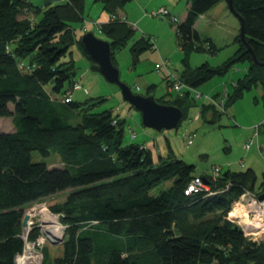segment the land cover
<instances>
[{
  "label": "trees",
  "instance_id": "trees-1",
  "mask_svg": "<svg viewBox=\"0 0 264 264\" xmlns=\"http://www.w3.org/2000/svg\"><path fill=\"white\" fill-rule=\"evenodd\" d=\"M44 1L37 7L28 0H0V118L12 124L9 132L0 133V264H14L23 250L25 207L67 191L63 203L50 207L63 215L66 238L60 255L45 264H264V242L252 241L227 218L244 191L264 194V178L255 192L251 169H225L215 181L208 177L214 195H186L189 182L201 175L195 167L174 159L170 149L155 163L145 146L125 144V121L111 110L97 112L103 99L89 97L75 81L71 47L78 44L91 64L73 27L83 21L84 0ZM132 1L94 0L110 17L99 33L110 43L114 65V53L125 47L133 65L141 54L155 50L150 37L134 40L135 29L117 18ZM220 1L187 0L185 17L175 29L183 52L177 78L197 89L244 63L245 73L231 83L225 108L256 87L262 94L255 103L264 107V0H232L243 19L247 47L238 35L233 42L238 49L221 65L189 64L190 50L216 52L193 26ZM156 65L168 90L156 101L179 107L184 119L195 100L188 92L167 99L173 94L171 83L167 71ZM152 90L149 86L146 95ZM76 92L88 97L74 100ZM198 110L209 123L219 116L210 104ZM33 152L42 157L55 153L60 165L35 163ZM169 181L168 188L156 192ZM35 238L31 233L29 239Z\"/></svg>",
  "mask_w": 264,
  "mask_h": 264
},
{
  "label": "rangeland",
  "instance_id": "rangeland-1",
  "mask_svg": "<svg viewBox=\"0 0 264 264\" xmlns=\"http://www.w3.org/2000/svg\"><path fill=\"white\" fill-rule=\"evenodd\" d=\"M28 1L37 7H42L45 4L44 0ZM59 1L63 2V0ZM146 1L140 0L141 8H138L137 2L133 0L123 8L125 9L124 15H126L129 24L136 23V25H132V28L135 29L134 40L141 36L150 37L154 42L155 50L141 54L138 63L135 65L132 64L128 47L115 52L113 58L120 73V80L128 85L133 93L146 96L147 88L153 86L149 95H153L156 99L165 96L168 90L164 76L155 70V65L160 63L161 59H167L168 71L176 77L180 76L183 70L181 64L183 52L180 49L175 29L181 23L184 0L182 3H178L179 0H149L150 4L145 5ZM159 8L168 10L171 16L176 17L178 23L173 24L165 18L152 16ZM142 15H147V18H143L139 22ZM231 17L233 16L231 15ZM108 19L109 15L103 11L99 3H95L94 0H84L83 21L73 24L76 32L75 38L79 40L85 32H92L97 38L104 39L95 25L105 24ZM230 19H234V27L224 21V26L220 25L214 30V40L218 48L214 55L190 50L188 59L191 67L196 68L204 63L216 67L230 58L238 49V44H234L233 40L239 34V21L236 18ZM71 52L76 68L75 81L86 88L89 97L103 99L96 111L111 110L113 114L119 115L125 121L123 126L125 144L135 143L145 146L151 152L155 163H158L160 157L165 158L170 149L174 159L193 165L196 174L210 175L214 166H219L222 171L227 169V166L232 171L251 169L256 175L255 192L260 190L259 187L264 178V107L261 103H255V99L258 100L261 96L258 89L253 88L244 93L243 97L227 107L224 113L217 112L219 116L215 118L213 123L202 118H199L198 121H192L197 115L200 105L207 103L202 100L190 101L191 106L187 108L186 116L177 128L158 133L142 126L139 113L122 100L117 86L105 82L100 75L90 70V63L81 54L78 44L71 47ZM68 59L69 57H67ZM245 67L246 64L237 63L224 76L212 78L198 87L197 91L211 97L220 95L224 89L230 91L231 83L244 75ZM88 96L82 92H76L73 94V99L83 100ZM173 97L174 93L167 96V99ZM11 127L10 119L0 118V133L9 132ZM255 127L258 129L256 130ZM186 131L195 134L191 145H186V137H183ZM248 144L250 146L247 148L246 145ZM32 161L44 163L49 167L60 165L55 153H51L48 157H42L37 152H33ZM170 184V181L162 184L155 188L156 192L168 188ZM68 193V191L59 193L25 207L24 215L31 212L32 222L35 223V226H31L33 228L28 236L31 233H35L36 236L39 234L41 224L39 212L46 209L55 214L50 207L63 203ZM57 216L58 222L64 227L62 240L55 244L46 241L38 244V246L34 245L33 249L40 258V264L51 263L52 259L61 253V245L66 238L67 225L62 222L63 215ZM232 222L235 224V220ZM22 231H24V227H22ZM249 237H252L253 241L264 242L263 233ZM30 243L32 241L28 240L27 244Z\"/></svg>",
  "mask_w": 264,
  "mask_h": 264
},
{
  "label": "built area",
  "instance_id": "built-area-1",
  "mask_svg": "<svg viewBox=\"0 0 264 264\" xmlns=\"http://www.w3.org/2000/svg\"><path fill=\"white\" fill-rule=\"evenodd\" d=\"M66 1L67 0H63V2H66ZM152 16L157 17V18H165L170 23H173V24L178 23L176 17L171 16V14L165 8H159L155 13L152 14ZM95 26H96L97 30L99 31L101 26L100 25H95ZM167 62H168L167 60L161 61L160 65H156V67L158 69L164 68L167 71L168 80L171 83L170 84V91L175 93L176 96H178V97H182V96H184V94L186 92H188L190 97L193 98L195 101L202 100V101L206 102L207 104L212 105L218 112H220V113L225 112V110H226L225 102H226L229 91L224 89L223 92L220 95H217L216 97L203 95V94L199 93L197 91V89L189 88L179 78H177V77L173 76L171 73H169V71L167 69V64H168ZM76 89H78V86H76ZM199 116H200V114L198 112L192 121H198ZM255 129L257 130L258 127H255ZM256 134H257V132L255 133V135ZM194 136H195L194 133H191L188 131H186L184 133L183 137H186V145L192 144V140H193ZM249 146H250V144L246 145L247 148ZM240 166L242 167L241 163H240ZM227 167L229 168V166H227ZM221 172H222V170L219 166H214L211 169L210 175L201 174V175L195 176L187 185V187L185 189V194L189 195L191 193H197L200 191H205L209 195H214L215 192L210 191V186L207 183L208 177L212 181H215L216 178H218V176L221 174ZM204 176H206V178H204ZM233 209H235V211L239 212L238 213L239 217L235 218V224H237L239 226V228L241 229V231L243 232V234L246 237H248L252 240V237H249V236H256V235L261 234V233L264 234V199L259 200V194H256V193L249 191V190L244 191L240 195V197L233 203L231 210H233ZM42 211H46V212L50 213L46 209L42 210ZM229 213H228L227 218H228V220L232 221L233 219H231L229 217ZM28 214H30V216H28ZM50 214L57 216V215L52 214V213H50ZM25 215H27V217H28L27 223H28V221H30V229L28 232H25V227H26L25 226L24 231H22V233L20 235L24 246H23L22 252L15 255L14 264L18 263V261L20 260V256L24 253V249H25L26 245H28L27 242H28V240H30L29 236L31 234L29 236H28V234L31 231V229L33 228L31 226L35 224L34 222H32L31 212H27V214H25ZM243 220L246 222L245 224L242 223ZM40 222H41V220H40ZM40 226H41V224H40ZM40 226H39V228H40ZM256 227H258V228H256ZM250 228H256L258 233L255 235H252ZM63 231H64V227H63ZM37 236L34 240H30V241H32V243H30L29 245L32 246L31 249L34 252V255L37 259V264H40V258L38 256V254L33 249L34 245L38 246V244L46 242V241L55 244L57 241H60L62 239L58 240V239H52L50 237H47L46 234L41 230V228H40L39 234Z\"/></svg>",
  "mask_w": 264,
  "mask_h": 264
},
{
  "label": "water",
  "instance_id": "water-1",
  "mask_svg": "<svg viewBox=\"0 0 264 264\" xmlns=\"http://www.w3.org/2000/svg\"><path fill=\"white\" fill-rule=\"evenodd\" d=\"M232 15L239 21V38L244 41L243 19L235 12L232 0H225ZM79 43L88 59L91 61L90 70L100 75L105 82L115 85L120 91L122 100L140 115L144 128L158 133L177 128L183 119L181 109L175 105L162 104L156 101L153 95H139L132 92L131 88L120 80V73L112 62V49L107 40L97 38L92 32H85ZM247 47V46H246ZM253 62L257 63L255 58ZM205 180V179H204ZM264 199V194L259 195V200ZM28 217L23 216L22 227L27 225Z\"/></svg>",
  "mask_w": 264,
  "mask_h": 264
},
{
  "label": "crops",
  "instance_id": "crops-1",
  "mask_svg": "<svg viewBox=\"0 0 264 264\" xmlns=\"http://www.w3.org/2000/svg\"><path fill=\"white\" fill-rule=\"evenodd\" d=\"M182 1L183 0H179L178 3H182ZM53 2H60V1L59 0H53ZM135 2H137L136 6L138 8H141L139 5L140 0H135ZM44 3H46V2L44 1ZM183 3H184V8H183V13L181 14V18H180L181 22L183 21V19L185 17L187 7H188L187 0H184ZM144 4L149 5L150 4L149 0H147ZM124 10L125 9L118 11L117 18L125 20L129 24V22L126 19V15H124ZM231 15L232 14L228 9L225 0H222L217 5H215L212 9H210L207 13L199 16L195 21L193 29L199 35V37L202 41L203 40H209L211 42V45L214 47V49L216 51H218L217 50L218 48L216 47L215 40H214V30L219 28L220 25L224 26V24H225L224 21L230 23L231 26L234 27L235 21H233L234 19H230V18H236V17L234 15H232L233 17H231ZM146 16L147 15H142V17L139 18V22L143 18H147ZM109 20H110V17H109L107 22H109ZM220 22H221V24H219ZM129 25H131V24H129ZM132 25H136V23L135 24L133 23ZM233 42H234V40H233ZM245 68H244V73H245ZM256 89H258L259 93L262 94V90L260 87H256ZM258 103H260V102H258Z\"/></svg>",
  "mask_w": 264,
  "mask_h": 264
},
{
  "label": "bare ground",
  "instance_id": "bare-ground-1",
  "mask_svg": "<svg viewBox=\"0 0 264 264\" xmlns=\"http://www.w3.org/2000/svg\"><path fill=\"white\" fill-rule=\"evenodd\" d=\"M238 213H239L238 211H235V209H233L230 211L229 217L235 220V218L239 217ZM39 215L41 217L40 228L46 234V236L52 239H58V240L62 239L63 227L58 222V217L51 215L50 213L46 211H41ZM28 216H30V214H28ZM242 223L245 224L246 222L243 220ZM256 228H250L252 235H255L258 233ZM29 229H30V221H28L25 227V232H28ZM31 247H32L31 245H26L24 249V253L20 256V260L18 261L17 264H37V259Z\"/></svg>",
  "mask_w": 264,
  "mask_h": 264
}]
</instances>
